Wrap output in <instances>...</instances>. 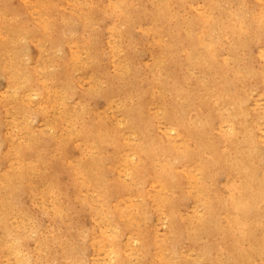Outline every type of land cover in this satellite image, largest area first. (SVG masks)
<instances>
[{"label":"rangeland","instance_id":"obj_1","mask_svg":"<svg viewBox=\"0 0 264 264\" xmlns=\"http://www.w3.org/2000/svg\"><path fill=\"white\" fill-rule=\"evenodd\" d=\"M246 180L264 0H0V264H264Z\"/></svg>","mask_w":264,"mask_h":264},{"label":"bare ground","instance_id":"obj_2","mask_svg":"<svg viewBox=\"0 0 264 264\" xmlns=\"http://www.w3.org/2000/svg\"><path fill=\"white\" fill-rule=\"evenodd\" d=\"M262 1V0H261ZM35 17V16H34ZM46 24V23H45ZM38 29V28H37ZM25 34V33H24ZM191 34V33H190ZM17 41V40H16ZM61 43H62V41H61ZM148 46V45H147ZM132 48V47H131ZM22 50V49H21ZM17 51V50H16ZM49 51V50H48ZM56 58V57H55ZM59 58V57H58ZM211 61V60H210ZM81 64V63H80ZM165 76V75H164ZM27 81V80H26ZM168 81V80H167ZM29 82V81H28ZM83 83V82H82ZM79 84V83H78ZM233 86V85H232ZM95 87V86H94ZM48 88V87H47ZM56 95V94H55ZM33 96V95H32ZM35 96V95H34ZM48 96V95H47ZM69 97V96H68ZM207 97V96H206ZM51 98H53V97H51ZM203 98V97H202ZM12 99V98H11ZM32 104V103H31ZM39 104V103H38ZM51 104V103H50ZM189 105V104H188ZM199 106V105H198ZM185 107V106H184ZM188 109V108H187ZM37 110V109H36ZM63 111V110H62ZM61 111V112H62ZM34 113V112H33ZM222 115V114H221ZM33 117V116H32ZM120 118V117H119ZM195 118V117H194ZM58 119V118H57ZM8 120V119H7ZM15 122V121H14ZM206 122V121H205ZM30 123V122H29ZM222 123V122H221ZM120 124V123H119ZM201 124H203V123H201ZM122 125V124H121ZM215 125V124H214ZM189 128V127H188ZM197 128V127H196ZM199 128V127H198ZM222 128V127H221ZM51 129V128H50ZM75 129V128H74ZM165 129V128H164ZM167 129V128H166ZM171 130V129H170ZM207 130V129H206ZM231 131V130H230ZM61 132V131H60ZM170 132V131H169ZM173 132V131H172ZM65 133V132H64ZM124 139V138H123ZM34 142V141H33ZM244 143V142H243ZM128 144V143H127ZM184 144V143H183ZM8 145V144H7ZM22 146V145H21ZM185 147V146H184ZM215 147V146H214ZM224 147V146H223ZM237 147V146H236ZM186 148V147H185ZM189 148V147H188ZM216 148V147H215ZM177 149V148H176ZM153 150V149H152ZM178 150V149H177ZM218 150V149H217ZM186 151V150H185ZM184 151V152H185ZM215 151V150H214ZM155 153V152H154ZM220 153V152H219ZM216 154V153H215ZM19 155V154H18ZM222 155V154H221ZM228 156H229V154H227ZM235 155V154H234ZM222 158V157H221ZM236 158V157H235ZM223 160V159H222ZM173 161V160H172ZM226 161H227V159H226ZM225 161V162H226ZM215 162V161H214ZM234 162V161H233ZM218 163V162H217ZM227 166H228V171H227V176H230L231 174V172H232V170L234 169L235 170V165L233 164V163H231L230 162V160L229 161H227V163H225ZM194 165V164H193ZM195 166V165H194ZM213 166V165H212ZM134 167V166H133ZM194 168V167H193ZM244 168V167H243ZM204 170V165H202V163H201V165H199V166H197V171L198 172H202ZM244 170V169H243ZM239 171V170H238ZM237 172V171H236ZM197 173V172H196ZM208 173V172H207ZM14 174V173H13ZM12 174V175H13ZM108 174V173H107ZM189 174H190V172H189ZM233 174V173H232ZM92 175H93V173H92ZM109 175V174H108ZM196 175V174H195ZM206 175V174H205ZM236 175V174H235ZM4 178V177H3ZM82 178V177H81ZM10 180V179H9ZM32 181V180H31ZM200 180H199V177H197V176H194V175H191L190 176V185H192L193 187H195V188H198L199 187V185H200V182H199ZM247 181H249V180H246V182H245V190L249 187L250 189H248V190H244V191H242V192H255L254 194H251V198L253 199V200H247V201H245L244 200V203L247 205V204H249L250 202L251 203H253V205L254 206H250L251 208H253L255 211L253 212V214H256V215H253V221L254 222H256L257 220L255 219V218H257L258 216H259V214H257V212H256V210H257V204L260 202V200L262 199V196H264V195H262L261 193H260V190H255V189H253V187L251 186V184L249 185V183L247 182ZM202 182V181H201ZM95 183V182H94ZM228 183H229V185L230 186H232V181L231 180H228ZM228 185V184H227ZM44 186V185H43ZM229 187V186H228ZM158 188V187H157ZM48 189V188H47ZM192 189V188H191ZM40 190V189H39ZM194 190V189H193ZM86 191V190H85ZM169 191V190H168ZM190 191V190H189ZM199 190H197V192H198ZM236 191V190H235ZM159 192V191H158ZM161 192V191H160ZM188 192V191H187ZM190 192H192V191H190ZM189 193V192H188ZM237 193V192H236ZM196 194V193H195ZM50 196V195H49ZM258 196V197H257ZM195 197V196H194ZM201 197V196H200ZM244 197L245 198H249V195H247V194H244ZM257 197V199L255 200V198ZM162 198V197H161ZM165 198V197H164ZM168 198V197H167ZM183 198V197H182ZM195 199V198H194ZM232 199V198H231ZM122 200V199H121ZM165 200V199H164ZM243 201V199L242 198H238V200H233V201H231L230 202V205L227 207V209L226 210H224L225 212L224 213H226V215L227 214H229V219H228V225L230 226V227H232L233 228V226H240V228H239V230L241 231V236H242V238H244L246 235L247 236H250L251 234H252V232H249V233H247V231L245 230L246 229V227L245 226H243V225H241V224H239V222L237 221V214H238V212H237V209L239 208V206H241V202ZM198 206V205H197ZM250 208V209H251ZM192 209V208H191ZM1 210V209H0ZM194 211V210H193ZM197 212V211H196ZM129 213V212H128ZM259 213H264V212H260L259 211ZM251 216V215H250ZM262 216H264V215H262ZM252 217V216H251ZM261 217V216H260ZM132 218V217H131ZM192 218V217H191ZM169 219V218H168ZM259 219H261V218H259ZM162 222V221H161ZM116 223V222H115ZM126 223V222H125ZM193 223V222H192ZM160 224V223H159ZM174 224V223H173ZM256 224V223H255ZM115 225V224H114ZM109 227V226H108ZM157 227V226H156ZM237 230V229H236ZM105 231V230H104ZM7 232V231H6ZM146 232V231H145ZM46 235V234H45ZM6 236V235H5ZM111 237V236H110ZM260 240H264V232H261V233H259V236L256 238V241L258 242V241H260ZM129 246V245H128ZM96 247V246H95ZM240 248H241V246H240ZM35 249V248H34ZM100 249V248H99ZM146 250H147V248H146ZM165 251V250H164ZM111 252V251H110ZM131 252V251H130ZM162 254V253H161ZM237 255H236V257H238V258H241V259H244V257H246V258H251V256L246 252V251H244L243 249H239V250H237V253H236ZM187 256V255H186ZM102 257V256H101ZM141 258V257H140ZM98 259V258H97ZM115 259V258H114ZM102 260V259H101ZM167 260V259H166ZM95 262V261H94ZM98 263V262H97ZM126 263V262H125ZM131 263V262H130ZM177 263V262H176Z\"/></svg>","mask_w":264,"mask_h":264}]
</instances>
